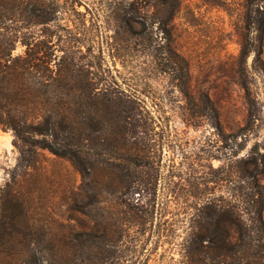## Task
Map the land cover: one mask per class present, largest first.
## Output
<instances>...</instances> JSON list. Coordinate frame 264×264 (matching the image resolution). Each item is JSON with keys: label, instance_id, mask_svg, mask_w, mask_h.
<instances>
[{"label": "rangeland", "instance_id": "374dc122", "mask_svg": "<svg viewBox=\"0 0 264 264\" xmlns=\"http://www.w3.org/2000/svg\"><path fill=\"white\" fill-rule=\"evenodd\" d=\"M4 1L36 85L0 99V264H187L199 208L264 187V0Z\"/></svg>", "mask_w": 264, "mask_h": 264}, {"label": "trees", "instance_id": "16d2710c", "mask_svg": "<svg viewBox=\"0 0 264 264\" xmlns=\"http://www.w3.org/2000/svg\"><path fill=\"white\" fill-rule=\"evenodd\" d=\"M255 1L249 0L250 4L257 3ZM255 9L262 18L264 4L257 5ZM9 19L6 3L0 0V99L14 102L19 100L22 92L31 90L26 85H31L33 90L36 82L25 81V68L20 63L23 57L12 54L17 42H24V37L18 31L12 32ZM32 43L27 42L29 45ZM51 112L52 109L46 107L37 116L40 119L36 124H31L36 131H48L53 116H56ZM67 119V115L60 116L50 129L66 127ZM21 122L27 123L26 116L5 119L0 115L1 124L18 128V131ZM235 138L237 140V135ZM237 145L243 148L242 144ZM50 149L60 155H65L67 151L65 146ZM261 159L264 163V154ZM233 190L231 200L207 201L199 208V219L195 221L194 230L188 235L184 246L187 264H264V187L254 177H241Z\"/></svg>", "mask_w": 264, "mask_h": 264}, {"label": "bare ground", "instance_id": "6f19581e", "mask_svg": "<svg viewBox=\"0 0 264 264\" xmlns=\"http://www.w3.org/2000/svg\"><path fill=\"white\" fill-rule=\"evenodd\" d=\"M0 137H1L2 143L4 145H6V146L10 145L11 135L9 133L4 132V133L0 134Z\"/></svg>", "mask_w": 264, "mask_h": 264}]
</instances>
